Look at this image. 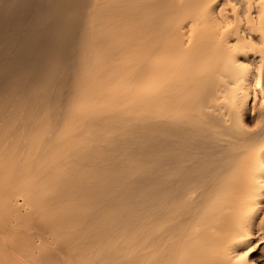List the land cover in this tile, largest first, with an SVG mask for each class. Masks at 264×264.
<instances>
[{"label": "bare ground", "instance_id": "1", "mask_svg": "<svg viewBox=\"0 0 264 264\" xmlns=\"http://www.w3.org/2000/svg\"><path fill=\"white\" fill-rule=\"evenodd\" d=\"M0 182L19 264H264V0H0Z\"/></svg>", "mask_w": 264, "mask_h": 264}, {"label": "rangeland", "instance_id": "2", "mask_svg": "<svg viewBox=\"0 0 264 264\" xmlns=\"http://www.w3.org/2000/svg\"><path fill=\"white\" fill-rule=\"evenodd\" d=\"M15 198L13 191L0 187V264H19L13 255L19 239L17 238L19 229L17 228L18 222H16V210L11 206ZM17 198L20 199L21 196L18 195Z\"/></svg>", "mask_w": 264, "mask_h": 264}]
</instances>
